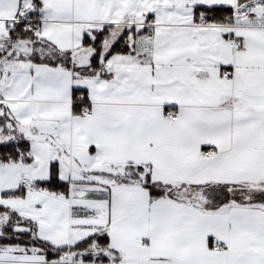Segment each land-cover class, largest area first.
Segmentation results:
<instances>
[{"label":"snow or ice","instance_id":"snow-or-ice-1","mask_svg":"<svg viewBox=\"0 0 264 264\" xmlns=\"http://www.w3.org/2000/svg\"><path fill=\"white\" fill-rule=\"evenodd\" d=\"M0 264H264V0H0Z\"/></svg>","mask_w":264,"mask_h":264}]
</instances>
